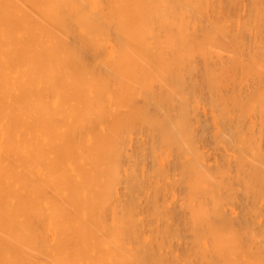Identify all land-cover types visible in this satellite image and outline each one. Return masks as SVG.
<instances>
[{
    "label": "bare ground",
    "instance_id": "6f19581e",
    "mask_svg": "<svg viewBox=\"0 0 264 264\" xmlns=\"http://www.w3.org/2000/svg\"><path fill=\"white\" fill-rule=\"evenodd\" d=\"M0 264H264V0H0Z\"/></svg>",
    "mask_w": 264,
    "mask_h": 264
},
{
    "label": "rangeland",
    "instance_id": "374dc122",
    "mask_svg": "<svg viewBox=\"0 0 264 264\" xmlns=\"http://www.w3.org/2000/svg\"><path fill=\"white\" fill-rule=\"evenodd\" d=\"M199 111H201L203 117L206 118V115L208 114V113L206 114L207 110L204 107H201V108H199L198 113H200ZM200 115L201 114H199V117L201 118L202 115L201 116ZM229 211L233 213L232 215L235 214V210L233 208H230Z\"/></svg>",
    "mask_w": 264,
    "mask_h": 264
}]
</instances>
